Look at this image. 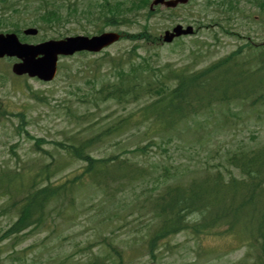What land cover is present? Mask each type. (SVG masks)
<instances>
[{"label": "trees", "instance_id": "obj_1", "mask_svg": "<svg viewBox=\"0 0 264 264\" xmlns=\"http://www.w3.org/2000/svg\"><path fill=\"white\" fill-rule=\"evenodd\" d=\"M150 2L24 0L12 6L0 0V30L6 26L18 28L24 20L31 25H39L42 30L51 29L57 33L74 23L81 24L83 28L86 23L97 33L104 31L105 26L117 29L125 26L128 30L136 25L140 27L139 32H121L125 39L135 44L127 54L111 56L109 52H104L96 58H101L103 64L105 62L108 79H104L100 85L90 81V90L77 94L80 96L78 101L89 106L99 105L100 102L114 103L124 112L107 117L104 125L96 120L90 122L87 125L89 136H72L55 142L61 149L56 165H37L32 159L33 164L3 167L0 170V196L7 198L8 211L17 214V221L3 231L1 241L14 236L17 239L32 227L34 231L42 230L48 226L47 219H54L55 216L70 222L71 218L64 217L60 205L77 200V196L82 197L84 191L101 196L100 201L107 199L110 203L115 202L117 197L120 201L127 199L124 196L130 192V205L137 209L145 204L146 214L151 216L147 254L152 258L157 257L167 238L187 231L195 237L228 235L247 241L256 250V263L264 264V145L227 149L217 163L201 160L200 167L192 172L181 171L176 164L159 165L143 158L151 146L165 150L164 144L174 142V137L176 140L180 138L176 133L178 127L204 113V110L253 96L258 97L254 103H263L264 48L259 50L263 67L257 70L242 68L236 56L228 60L223 74L215 71L224 65L223 61L194 74L169 67L156 68L154 56L138 53L140 44L157 47L160 43L150 24L160 10L151 11ZM211 2L204 5L205 10L212 6ZM213 4L231 16L237 9L232 0ZM260 5L264 8V2ZM7 10L21 15L27 12L26 18L12 22L5 17ZM30 17L32 20H29ZM15 31L19 32L18 29ZM81 54L89 58L94 56L86 52ZM39 94L34 92L33 96L40 99ZM6 112L0 107V119L6 116ZM15 115L22 123H27L23 112ZM73 115L76 122H88L91 117L86 114ZM145 125L149 144L133 149L125 147L111 156L96 153L99 146L111 144L110 140L119 138L118 143L122 144L126 141L122 137ZM35 141L37 149L41 142H45L43 139ZM42 152L53 158L48 152ZM75 162L82 164L80 172L75 177L57 182V174L65 165L73 166ZM68 208L73 209L74 205L70 204ZM104 211L111 213L112 209ZM112 214L117 215V212ZM103 244L109 251L121 254L110 239L104 237ZM103 262L94 258L86 264ZM119 264H123V261Z\"/></svg>", "mask_w": 264, "mask_h": 264}, {"label": "rangeland", "instance_id": "obj_2", "mask_svg": "<svg viewBox=\"0 0 264 264\" xmlns=\"http://www.w3.org/2000/svg\"><path fill=\"white\" fill-rule=\"evenodd\" d=\"M202 2L204 3L205 0H195L189 7L179 8L173 14L165 11L152 22L153 28L157 33L163 34L165 30L176 24L187 25V23H191V25H196L195 23L199 18L195 19L194 15L200 11ZM244 7L246 12L257 18V23L251 24L254 28L256 43L264 41V18L257 14L258 11L255 7L243 4L242 8ZM191 12L193 16L190 15ZM29 13L31 15L32 12L29 11ZM204 18L205 15L202 16V20L203 23H206L208 19L206 17L204 20ZM217 18L221 27L239 28L241 32L244 29L239 20L240 27L232 24V18L228 19L222 13H219ZM246 22L244 21V25ZM83 26L85 28L78 23L70 24L62 28L61 33L51 29L40 31L38 38L41 42V40L58 39L60 35L65 38L74 35L96 34L88 24L84 23ZM7 29L3 28V33ZM113 29L105 26V31ZM139 29L140 27L137 26L134 31ZM245 29L247 30L248 26ZM212 31L219 32V41L215 39ZM192 39L211 44L208 51L207 47L203 49V52L207 51L211 55L206 57L209 62L229 54L237 49L240 44L237 38L221 33L220 28L215 26V28L203 30L198 36L179 40L178 44H175L177 53L172 51L175 46L163 45L158 50H148L146 55L149 56L158 52V56H154V61L161 64L177 59V66L188 64L191 61L189 53L191 49H194ZM28 42L36 43L39 41L38 39H31ZM132 46L131 42L125 40L113 45L108 51L111 56L125 55ZM139 53L145 54V49L139 48ZM99 56L95 55L89 58L77 55L69 59H61V69L58 71L53 84L29 80L32 89L26 85L15 87L12 81L18 85L22 82L17 80L15 76L11 78L12 81L2 78L1 74L3 73L0 72V105L9 112V116L0 122V170H3V167L33 164L32 159L37 158L35 151L32 150L35 140L29 138L25 131L30 136L44 139L46 143L41 145L42 148L55 156L57 152L53 142L64 141L72 136H89L90 132L87 131V125L90 122L96 120L104 125L108 120L107 117L124 112L114 103L100 102L96 107L78 101L80 96L77 94L90 90V81L100 85L104 79L109 77L104 65L105 62L103 64L101 58L96 59ZM2 63L4 66L9 65L8 60ZM3 64H0V71L5 69ZM33 91H39L41 95L48 96L51 99V105L36 100L33 97ZM258 110L252 112L247 105L238 101L207 110L206 113L194 117L178 127L176 133L179 134L180 138L175 139L172 143L164 144L165 150L151 146L143 158L159 165L176 164L180 167L179 170L192 172L201 165L199 161H206V136L208 134L212 136L210 143H213L209 144L218 149L220 153L225 152L226 149H233L239 144H264V108ZM10 112L26 113L27 123L24 125L25 131H21V134L16 130L20 121ZM73 114L77 116L91 115L90 121L76 122V117ZM147 131L146 125L145 127L141 126L129 132L127 137H122L121 139L127 138L122 144L119 145V138L110 140L111 144L106 143L99 146L96 153L100 156H111L119 153L125 147L133 149L137 146L147 145L150 142L149 137L146 136ZM45 159H47L46 162L51 161L49 156H45ZM218 161L219 158L210 159L211 163ZM38 163H42V160H38ZM81 167V163L75 162L71 168L64 169L56 179L61 181L71 176L75 177L80 172ZM84 192L85 194L77 202V214H80V210H82L79 218L70 222L56 216L54 219L48 218V226L42 230L29 232L17 239L3 240L0 243L3 250V264H86L91 259H104L108 255L105 244H103L104 237L112 238V241L122 251L123 258L121 259L117 255L116 260H122L123 264H236L246 254L247 248L244 247L228 254L206 257V252L202 248L206 250V248L218 247L219 243L222 242L219 237L209 235L200 242L190 234L184 233L170 238L168 240L170 245L162 248L157 253V258H151L147 254L146 243L142 239L149 233L144 217L142 219L139 217L144 216V212L142 209L136 210L130 205L132 202L130 192L124 196L127 199L120 203L119 213L117 215L111 213L113 220L110 222L105 221L112 219L108 212L100 211L97 215V209L90 207V194H86L87 191ZM104 203L110 206V203ZM6 205L7 198L0 197V235L13 222L14 213L9 212V206L6 207ZM113 208L116 207L113 206ZM131 212L133 213L131 214ZM97 221L105 222L98 224ZM252 261L250 259L246 264H251ZM105 264L118 263L105 262Z\"/></svg>", "mask_w": 264, "mask_h": 264}, {"label": "water", "instance_id": "obj_3", "mask_svg": "<svg viewBox=\"0 0 264 264\" xmlns=\"http://www.w3.org/2000/svg\"><path fill=\"white\" fill-rule=\"evenodd\" d=\"M189 0H155L154 5L164 7H176L179 3H187ZM27 34H36V30H28ZM176 36L192 33L191 29L182 31L179 26L175 29ZM175 35L166 37V41H172ZM120 36L116 33H104L92 38L78 36L60 41H48L43 44L33 46L21 44L16 35H0V57L5 55L17 56L24 60L22 64L14 66V72L18 75L28 73L31 77H38L44 81L54 79L57 69L59 55H73L79 51L99 52L105 47L118 41Z\"/></svg>", "mask_w": 264, "mask_h": 264}]
</instances>
